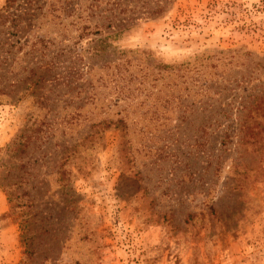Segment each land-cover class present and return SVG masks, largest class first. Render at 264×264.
Masks as SVG:
<instances>
[{
  "label": "rangeland",
  "instance_id": "rangeland-1",
  "mask_svg": "<svg viewBox=\"0 0 264 264\" xmlns=\"http://www.w3.org/2000/svg\"><path fill=\"white\" fill-rule=\"evenodd\" d=\"M0 264H264V0H0Z\"/></svg>",
  "mask_w": 264,
  "mask_h": 264
}]
</instances>
